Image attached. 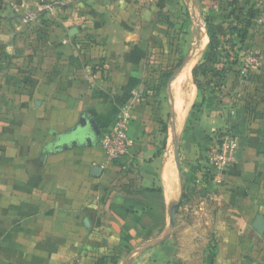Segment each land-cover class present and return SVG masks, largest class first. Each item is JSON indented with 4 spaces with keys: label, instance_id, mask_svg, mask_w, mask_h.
Segmentation results:
<instances>
[{
    "label": "crops",
    "instance_id": "0c3cea01",
    "mask_svg": "<svg viewBox=\"0 0 264 264\" xmlns=\"http://www.w3.org/2000/svg\"><path fill=\"white\" fill-rule=\"evenodd\" d=\"M202 5L218 25L222 55L234 53L230 25L251 9L256 18L237 47L223 104L197 117L186 138L179 185L172 131L194 107L192 69L209 42L201 30L198 53L177 68L171 23L180 0H74L46 6L33 21L18 13L25 2L0 0V264H208L210 253L213 264H264V234L255 229L264 217V0ZM253 55L257 63L242 75ZM126 107L129 146L120 160L106 163L101 140L65 149L84 117L103 137ZM221 127L239 152L210 182L207 155ZM183 191L191 220L176 219L161 244ZM127 237L135 251L149 247L127 261Z\"/></svg>",
    "mask_w": 264,
    "mask_h": 264
},
{
    "label": "trees",
    "instance_id": "16d2710c",
    "mask_svg": "<svg viewBox=\"0 0 264 264\" xmlns=\"http://www.w3.org/2000/svg\"><path fill=\"white\" fill-rule=\"evenodd\" d=\"M242 12V9H240ZM256 18L255 11L253 9L247 12L246 17L236 25H230L227 34V43L230 44L233 54L222 55L220 51L221 37L218 30V25L211 16H206V30L209 37V44L204 53L203 60L195 66L192 71L193 81L198 90V101L193 107V114L198 112H205L214 109L222 105L220 95L225 87L224 83L228 74H230L235 66L240 65V54H238L237 47L243 45L250 34V29ZM184 61L180 60L177 68L181 67ZM175 69L167 74V78L170 79L174 74ZM197 118V117H196ZM190 122H197V119ZM167 129V126H166ZM189 129L187 128L185 132ZM227 131H230L229 129ZM233 133L232 131H230ZM217 132L215 133V135ZM214 141V140H213ZM191 170L196 172L198 167L191 166ZM206 178L208 181L214 180V175L210 168L206 166ZM162 194V190H156ZM185 195H183L184 198ZM130 238L127 237L125 243L128 244ZM125 249L127 253L133 250V247L128 244ZM215 261V254L210 253L207 259L208 264H213ZM117 259H112L113 264H117ZM97 264H105V260L99 261Z\"/></svg>",
    "mask_w": 264,
    "mask_h": 264
},
{
    "label": "rangeland",
    "instance_id": "374dc122",
    "mask_svg": "<svg viewBox=\"0 0 264 264\" xmlns=\"http://www.w3.org/2000/svg\"><path fill=\"white\" fill-rule=\"evenodd\" d=\"M68 1H74V0H20L21 4L25 2V6L18 8V13L24 14V16H28L30 14H39L41 9H44L46 6L49 8H55L59 9L61 8L62 4L67 3ZM203 0H180V11L178 16L173 20L171 24H173V29L174 31L171 32V38L176 41L177 48L179 51H181V60L184 61L187 56L192 54L193 48H195L198 44H195L198 41V38H202V34L198 25V22L201 24V30H206V15L205 11H203V5H202ZM29 5V6H28ZM17 13V12H15ZM210 16V15H209ZM207 33V30H206ZM209 38V37H208ZM209 44V42H208ZM207 44V46H208ZM206 48L202 49L199 53V57L197 59V62L195 66H197L202 60L204 53L207 49ZM198 51V50H197ZM195 85V84H193ZM192 85V86H193ZM197 89V87H196ZM185 92L190 91L189 86H185L184 88ZM198 93V90H197ZM198 101V95L196 102ZM195 102V104H196ZM194 104V105H195ZM228 110V111H227ZM214 111V110H212ZM225 113L229 112V109L225 105L224 109L222 110ZM204 113V112H203ZM203 113L198 112L193 114V108L190 110L185 122L180 123V121L177 120V123H175V127L172 131V139H171V150H170V155L171 159H174V154H173V141L175 137H179L181 139L180 141V158L183 160V151L185 145H187V140L186 138L190 136V134L193 135V132L196 131V123L195 122H190L194 121V119L200 117L203 115ZM181 124V125H180ZM189 129L187 132H185L186 129ZM194 130V131H193ZM193 131V132H192ZM227 131L226 128L221 127L216 130L217 133H221ZM211 133V131L209 132ZM182 162V161H181ZM177 172V170H176ZM179 172L177 173L178 177V183H180V176ZM183 176V175H182ZM181 198L176 201L178 204V214H176V219L179 220H191L192 214L191 210L186 207L191 200L189 199V194L186 192H182ZM183 195L184 198H183ZM168 215V214H167ZM165 241V240H164ZM164 241L161 242V244H164ZM135 251V250H132ZM131 251V252H132ZM131 252L127 253L130 254ZM135 261V260H134Z\"/></svg>",
    "mask_w": 264,
    "mask_h": 264
},
{
    "label": "built area",
    "instance_id": "2783aa9c",
    "mask_svg": "<svg viewBox=\"0 0 264 264\" xmlns=\"http://www.w3.org/2000/svg\"><path fill=\"white\" fill-rule=\"evenodd\" d=\"M36 14L27 16V20L36 19ZM259 23L264 24V14L259 18ZM258 57L253 55L245 61L242 75H246L252 65H255ZM132 115L129 108H124L120 116L114 122L108 134L101 138V146L105 153L106 163L112 165L120 160L128 152L129 127ZM239 143L236 136L230 131H224L215 135L214 141L207 155V167L211 169L214 177L220 175L231 166L237 158ZM69 264H82L74 261Z\"/></svg>",
    "mask_w": 264,
    "mask_h": 264
},
{
    "label": "water",
    "instance_id": "95a60500",
    "mask_svg": "<svg viewBox=\"0 0 264 264\" xmlns=\"http://www.w3.org/2000/svg\"><path fill=\"white\" fill-rule=\"evenodd\" d=\"M200 40L201 39L198 38V42H200ZM196 52H197V46L195 48H193L192 54L189 55L184 60V62L181 65L179 70H182L186 66V64L192 59V57L194 56V54ZM82 121L83 122L76 129H74L73 133L70 135L71 136V142L69 143V145H67L65 147V149H68L69 147L74 146V145H80V143L83 141L92 145L94 143H98L101 140L102 133H101L99 126L95 122V120L90 118V117H84L82 119ZM88 128L91 131L85 132V130H87ZM180 141H181V139L179 137L175 138V140H174V158L176 161V165H177V169H178V172L180 174V177H181V179H183V176H182L183 175V169H182V162H181V158H180ZM95 172L99 173L100 168L96 167ZM177 210H178V204H174L172 206L171 213H170V222H169L168 232L166 233V235L163 238L160 239L159 242L164 241L170 235L172 230L174 229L175 223H176ZM255 229L258 231L259 234H261V235L264 234V217H262V216L257 217V219L255 221ZM157 242L158 241H156V243ZM147 247H149V246H146L139 251L132 252L127 257V261H129L133 256L137 255L140 251L146 249Z\"/></svg>",
    "mask_w": 264,
    "mask_h": 264
},
{
    "label": "bare ground",
    "instance_id": "6f19581e",
    "mask_svg": "<svg viewBox=\"0 0 264 264\" xmlns=\"http://www.w3.org/2000/svg\"><path fill=\"white\" fill-rule=\"evenodd\" d=\"M198 25H199V28H200V31H201V24H200V22H198ZM200 41H201V40H200ZM195 44H198V45H197V50L199 51V49H200V42L197 41ZM198 51L194 54V56L198 53ZM194 56L192 57V59L194 58ZM192 59H191V60H192ZM191 60H190V61H191ZM186 66H187V65H186ZM185 68H186V67H185ZM192 70H193V69H192ZM181 107H183V106H182V102H180V103L178 104V109H179V111H181ZM178 118H179V117H178ZM180 120H181V119H180ZM180 125H181V124H180Z\"/></svg>",
    "mask_w": 264,
    "mask_h": 264
}]
</instances>
